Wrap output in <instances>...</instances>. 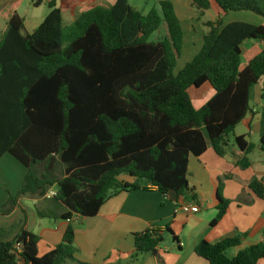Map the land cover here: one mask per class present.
<instances>
[{"label":"trees","instance_id":"16d2710c","mask_svg":"<svg viewBox=\"0 0 264 264\" xmlns=\"http://www.w3.org/2000/svg\"><path fill=\"white\" fill-rule=\"evenodd\" d=\"M214 2L222 14L264 18V0ZM191 5L198 20L210 9L209 0H191ZM48 8L31 34H23L24 20L12 15L0 40V158L8 154L26 170L21 190L1 212L8 213L21 196L44 198L54 188L51 202L65 209L58 219L70 223L62 241L42 257L39 238L25 230L10 242L0 241V264H82L75 259L71 220L95 217L116 193L138 189L119 177L145 182L164 197L171 190L184 197L190 156L211 148L223 158L232 139L244 154L236 164L244 170L253 151L244 137L233 134L249 113L250 89L264 78V50L241 71V46L246 40L264 41V26L205 23L200 51L174 75L183 31L170 1H159L143 15L128 0H116L108 9L80 14L68 26L55 2ZM162 27L166 35L152 40ZM205 83L215 94L196 110L188 90ZM227 178L218 180L211 227L229 205L221 194ZM248 188L264 199L260 180L253 178ZM240 238L202 241L194 252L209 264L264 261V243L228 257ZM162 242L158 232L135 234L134 256L154 254Z\"/></svg>","mask_w":264,"mask_h":264},{"label":"crops","instance_id":"0c3cea01","mask_svg":"<svg viewBox=\"0 0 264 264\" xmlns=\"http://www.w3.org/2000/svg\"><path fill=\"white\" fill-rule=\"evenodd\" d=\"M24 1L0 0V19L3 21L0 24V40L8 20L14 14L24 20L23 34H31L40 25H32L27 22L26 16L19 15V8ZM97 1L109 3L106 7L100 6L108 9L116 0ZM159 1H170L173 4L182 27L183 48L176 61L179 72L200 51L203 36L208 32L205 23L221 20L223 26L231 23L264 26V18L259 19L257 15L249 12L229 18L228 14H222L216 7L215 19L205 21L207 11L198 20L191 0ZM48 2L50 3L49 0ZM209 3L212 9L210 0ZM184 11L188 12V22L192 29L188 33L183 26L185 16L181 13ZM27 26H32V30L29 31ZM165 35V27H162L152 40H159ZM262 50L264 41L243 42L240 70L247 67ZM188 94L193 107L198 110L215 92L209 83H205L200 88L191 87ZM249 109V113L236 126L233 134L235 137H244L253 146V151L247 155L250 162L247 169L237 167V162L244 154L230 139L227 154L223 158L217 156L211 148L199 157L190 156L187 167L189 192L184 197H178L176 202L170 201L145 182H138L128 176L119 177L125 183H137L138 189L116 193L102 205L95 217L73 216L71 224L75 230V259L82 264H209L194 252L195 247L202 241L214 244L240 236V245L227 251L230 258L245 248L262 243L264 199L257 198L249 190L248 184L253 178H257L264 185V151L260 149V139L264 136V78L250 89ZM25 174V168L10 155L5 154L0 158V241L10 242L21 230H25L39 238L38 256L42 257L62 241L70 222L58 219L65 209L61 205L53 204L47 196H21L8 213L1 212L11 201V197H15L21 190ZM223 176L229 177L223 181L221 192L222 198L229 201V205L221 220L211 227L210 222L215 218L219 205L218 180ZM181 203L196 205L199 212L184 214L177 209ZM150 229L160 233L163 242L154 254L135 257L134 235ZM258 264H264V261Z\"/></svg>","mask_w":264,"mask_h":264},{"label":"rangeland","instance_id":"374dc122","mask_svg":"<svg viewBox=\"0 0 264 264\" xmlns=\"http://www.w3.org/2000/svg\"><path fill=\"white\" fill-rule=\"evenodd\" d=\"M158 1L159 0H128V5L131 9L140 12L143 15H146L151 9L158 8ZM104 3H99L97 0H56L55 4L58 8L62 11V18H63V24L65 26L71 25L77 17L87 12L95 7H106L109 3H106L105 1H101ZM213 8L206 12V16L204 17L205 21H211L215 19V9L216 4L214 0H210ZM48 0H43L42 3L39 6H34L32 0H25L22 2L20 8H19V15L26 16L27 22L31 23L32 25L41 24L45 17L48 15L49 8H48ZM243 13L246 12H239V13H228V17H235L237 15H243ZM182 16H185V23L183 24L185 32L188 33V30L191 31V25L188 22V12L184 11L181 13ZM249 14V13H248ZM251 15V14H249ZM253 15V14H252ZM261 19L260 16H256ZM0 24H3V21L0 19ZM28 30H32V26H27ZM179 65V64H178ZM179 67L174 68V75L178 74ZM55 189H51V191H54ZM49 191L48 193H50Z\"/></svg>","mask_w":264,"mask_h":264},{"label":"built area","instance_id":"2783aa9c","mask_svg":"<svg viewBox=\"0 0 264 264\" xmlns=\"http://www.w3.org/2000/svg\"><path fill=\"white\" fill-rule=\"evenodd\" d=\"M49 1L53 2L54 0H49ZM54 195H55V192H50V193L47 194V197L52 198ZM177 209L180 212L184 213V214H195V213L199 212V207L198 206H196V205H187V204H184V203L179 204ZM150 231L151 232H157L154 229H150ZM262 243H264V241H262ZM15 250L16 251L20 250V245L18 243L15 245Z\"/></svg>","mask_w":264,"mask_h":264},{"label":"water","instance_id":"95a60500","mask_svg":"<svg viewBox=\"0 0 264 264\" xmlns=\"http://www.w3.org/2000/svg\"><path fill=\"white\" fill-rule=\"evenodd\" d=\"M168 198H169L170 201L176 202L177 199H178V195H177V193L175 191L171 190L168 193Z\"/></svg>","mask_w":264,"mask_h":264}]
</instances>
